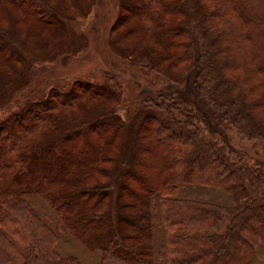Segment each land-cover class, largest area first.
I'll return each instance as SVG.
<instances>
[{
  "label": "trees",
  "instance_id": "16d2710c",
  "mask_svg": "<svg viewBox=\"0 0 264 264\" xmlns=\"http://www.w3.org/2000/svg\"><path fill=\"white\" fill-rule=\"evenodd\" d=\"M53 1L79 4L0 0V264H248L264 231V0H120L126 16L100 0L70 39L88 13ZM57 45L88 72L57 77ZM189 186L220 201L180 197Z\"/></svg>",
  "mask_w": 264,
  "mask_h": 264
},
{
  "label": "rangeland",
  "instance_id": "374dc122",
  "mask_svg": "<svg viewBox=\"0 0 264 264\" xmlns=\"http://www.w3.org/2000/svg\"><path fill=\"white\" fill-rule=\"evenodd\" d=\"M79 4L76 5V7H72L69 10H67L65 7H67L66 3H63L64 5L59 6L57 3H54L55 8L57 9V11L62 14V15H67V16H77V20L79 19V17L84 14V13H88V16L86 17V19L83 22H78L75 21L72 24H70V28H69V39L70 36L73 35V29H77L78 30H85L86 28H89V26L91 25V21L94 20L95 16L97 15V9L95 7H97V5L99 4L100 0H78ZM116 2V0H115ZM120 2V0H117V4H114L115 7V11L114 13L118 16H126L128 15V12L126 13L123 8L121 7V5H118ZM123 4H127L126 0H123ZM75 3L72 2V6H74ZM118 5V7H117ZM102 8V7H101ZM62 12V13H61ZM124 23V20L122 22V24ZM130 28L128 27V24L124 27V28ZM61 38H57L55 40H53V43H60ZM56 49L55 51H57V53L59 55L56 56V58L59 56V58L61 57V55L63 54L64 56H68L70 55V57H67L65 60V65L62 67H57L55 68V75H57V77H62L64 75H58L60 73H65L66 75H70V74H81V73H86L88 72L91 63H89L88 60H83V56L81 55L82 53L75 55L74 53L70 52V51H66L67 48L66 47H61V46H55ZM54 55H56V53H53ZM97 65V66H95ZM108 63L104 64L103 61H95L93 68H98L100 70H104L105 68H107ZM52 70V69H51ZM72 72V73H71ZM240 140V139H238ZM242 141V140H241ZM237 145H239L237 148H239L248 158L250 155L251 156H257L259 157L260 155H262V150L260 146H252L251 144L247 143V142H243V143H237ZM249 159V158H248ZM220 193L221 191L218 189H214V188H201V187H194V186H189L184 188L183 190L180 191V197L183 198H188V199H196V200H203V201H209V202H218L220 201ZM218 264V263H216ZM248 264H264V231H263V236H262V241H261V245L259 246L258 250L256 251V253L251 257V259L249 260Z\"/></svg>",
  "mask_w": 264,
  "mask_h": 264
}]
</instances>
